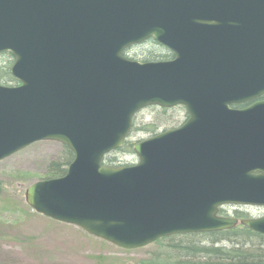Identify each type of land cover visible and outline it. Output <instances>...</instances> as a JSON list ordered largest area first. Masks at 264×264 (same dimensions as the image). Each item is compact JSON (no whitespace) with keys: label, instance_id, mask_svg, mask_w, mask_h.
I'll return each mask as SVG.
<instances>
[{"label":"water","instance_id":"1","mask_svg":"<svg viewBox=\"0 0 264 264\" xmlns=\"http://www.w3.org/2000/svg\"><path fill=\"white\" fill-rule=\"evenodd\" d=\"M153 38L170 61L126 49ZM0 162L44 141L74 155L27 205L123 250L238 225L227 205L264 208V0H0ZM184 106L181 127L135 144L137 164L103 165L134 116ZM264 235V217L243 220Z\"/></svg>","mask_w":264,"mask_h":264},{"label":"rangeland","instance_id":"2","mask_svg":"<svg viewBox=\"0 0 264 264\" xmlns=\"http://www.w3.org/2000/svg\"><path fill=\"white\" fill-rule=\"evenodd\" d=\"M153 45L130 51V57L143 62L146 57L163 54ZM8 55H0V68L10 62ZM182 108H147L137 114L136 126L158 123L159 131L180 126ZM152 137L150 133L134 132L128 141L135 143ZM63 145L40 142L0 162V182L4 194L0 199V264H140L156 251L154 244L126 251L89 236L77 227L62 224L34 212L26 203L28 187L47 180V167L62 157ZM121 160L136 164L137 157L118 155ZM252 217L262 211L240 208ZM233 212V210H231ZM228 213V212H227ZM232 216H234L233 213Z\"/></svg>","mask_w":264,"mask_h":264},{"label":"trees","instance_id":"3","mask_svg":"<svg viewBox=\"0 0 264 264\" xmlns=\"http://www.w3.org/2000/svg\"><path fill=\"white\" fill-rule=\"evenodd\" d=\"M148 44L153 45L154 48H161L164 53L154 56L150 55L143 62L168 61L174 57V54L170 50L164 48L154 40L146 41L126 50L123 56L130 60H135L130 57V51H135L137 48L139 49ZM5 55H8L11 60L6 67L0 68V85L18 86L20 82L12 77L10 73L14 59L11 54ZM233 107L243 108L245 105ZM162 111L166 112L167 109H162ZM135 118L127 139L134 132H145L154 136L161 127L160 124L155 122L137 127ZM133 146L134 142L127 140L120 149L104 159V165L112 167L131 166L130 163L121 160L118 155L135 156ZM63 149L62 157L48 165L47 180L63 177L67 172L68 166L72 163L74 159L73 153L66 146H63ZM3 194L4 187L0 182V199ZM223 214L220 211V215L222 216ZM234 216L239 221L249 218L248 214L239 210L234 211ZM154 245L156 246L155 253H153L149 260H144L140 264H264V235L255 233L242 225L221 232L176 235L160 239Z\"/></svg>","mask_w":264,"mask_h":264},{"label":"flooded vegetation","instance_id":"4","mask_svg":"<svg viewBox=\"0 0 264 264\" xmlns=\"http://www.w3.org/2000/svg\"><path fill=\"white\" fill-rule=\"evenodd\" d=\"M259 101H264V96L261 97V98H259V99H257L256 101H253V102L248 103V105H247L246 107H248V106H250V105H252V104H254V103H256V102H259ZM176 108H182V109L184 110L183 107H175V108H172V109H176ZM184 112H185V111H184ZM186 120H187V115L185 114V117H183V119L179 122L180 125L184 124V123L186 122ZM225 210H227V212L230 211V210H228V208L225 209ZM257 210H258V209H257ZM258 211H262V214H261L260 216H258V217H252V218H259V217H263V216H264V209H260V210H258ZM227 214L229 215V213H227Z\"/></svg>","mask_w":264,"mask_h":264}]
</instances>
